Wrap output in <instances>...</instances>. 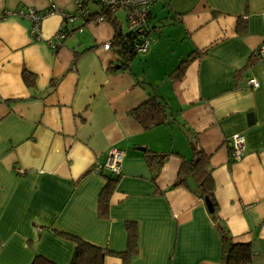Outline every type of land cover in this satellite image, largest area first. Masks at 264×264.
Here are the masks:
<instances>
[{
  "label": "crops",
  "instance_id": "crops-1",
  "mask_svg": "<svg viewBox=\"0 0 264 264\" xmlns=\"http://www.w3.org/2000/svg\"><path fill=\"white\" fill-rule=\"evenodd\" d=\"M246 2L155 0L146 51L120 69L118 54L103 46L114 35L106 17H63L59 10L74 14L76 0H0V264H29L35 254L68 264L75 244L58 230L121 251L126 221L136 224L137 252L127 260L108 253L103 264H222L219 226L250 245L251 264H264V55L255 53L264 0ZM30 8L45 13L36 37L24 16ZM113 17L126 31V10ZM153 93L166 120L144 128L128 111ZM234 133L245 137L238 160L229 155ZM110 148L123 159L99 215L106 177L117 174L92 167ZM199 148L209 159L214 216L192 191L194 179L173 185ZM149 152L165 154L159 167Z\"/></svg>",
  "mask_w": 264,
  "mask_h": 264
},
{
  "label": "trees",
  "instance_id": "trees-1",
  "mask_svg": "<svg viewBox=\"0 0 264 264\" xmlns=\"http://www.w3.org/2000/svg\"><path fill=\"white\" fill-rule=\"evenodd\" d=\"M86 0H81L84 3ZM98 2L97 0H94ZM249 0H247L246 4ZM115 11H111L108 7L101 4V9L97 13L91 15H103L113 25L114 35L110 42V48L118 54V62L114 64L115 67L124 69L129 67L131 61L138 53L136 45L140 43L141 38L136 31L126 29L122 31L119 22L113 17ZM235 29L238 33L246 31V21L242 16H238L236 19ZM196 56V53L192 51L188 56L182 58L173 69L172 73L174 77L182 75L188 62ZM114 68V67H112ZM22 78L26 85L31 86L34 83V74L26 70H22ZM128 113L135 120H137L144 128H148L166 120L164 104L158 99L156 94H150L148 98L131 108ZM147 159L149 161L157 160V166L159 167L165 154L149 152ZM118 175L115 177L107 176L105 184L100 191L98 198V213L99 215H106L109 206V198L114 189V185L118 179ZM191 177L195 180V187L192 191L200 197L207 196L213 206L214 216L217 210V202L214 195L213 180L209 170L208 155L205 154L200 148L196 150L195 155L191 159H185L182 161L179 168L178 177L173 185H188V178ZM125 227L127 231L126 247L121 251H113L108 248H104L99 244L88 241L77 235L58 230L57 233L61 234L74 242V249L68 264H103L104 257L108 253H116L123 259H129L132 257L138 249V232L134 221H126ZM222 242L221 262L222 264H246L251 260V249L248 243H240L231 241L230 237L219 226ZM29 264H55L51 260L43 257L42 255L35 254Z\"/></svg>",
  "mask_w": 264,
  "mask_h": 264
},
{
  "label": "built area",
  "instance_id": "built-area-1",
  "mask_svg": "<svg viewBox=\"0 0 264 264\" xmlns=\"http://www.w3.org/2000/svg\"><path fill=\"white\" fill-rule=\"evenodd\" d=\"M100 4L105 5L111 11H116L119 8H124L126 10V22H127V29L136 31L139 33L141 38L140 43L136 45L137 52H144L146 51L147 44L151 38L150 35V25L148 23L149 18V9L151 4L155 0H97ZM54 11H58L55 7L48 10L47 13H51ZM21 13V11H20ZM59 13L66 17L69 20H72L75 15L81 17H90L92 11L88 8L84 7L81 0H76V11L74 14L68 13L65 11L59 10ZM25 17L28 18L30 21V34L34 37L37 36L40 30V22L41 19L45 16V13L37 12L36 10L30 8L27 13L24 14ZM97 21H101L104 19L103 15H97L95 17ZM56 36L63 37L64 32L59 30ZM52 44V43H50ZM105 48H110V42H105L103 44ZM257 55L261 56L264 55V41L260 44L258 49L255 52ZM253 86H257L258 82L254 78H250L248 80ZM244 141L245 137L242 133H234L229 138V152L230 157L233 160H238L241 158L244 150ZM123 159V151L118 148H110L107 151L105 156V160L103 163H96L93 165L92 170L95 172L108 170L113 174H120L121 171V163ZM20 172H23L19 169ZM246 264H251L247 262Z\"/></svg>",
  "mask_w": 264,
  "mask_h": 264
},
{
  "label": "water",
  "instance_id": "water-1",
  "mask_svg": "<svg viewBox=\"0 0 264 264\" xmlns=\"http://www.w3.org/2000/svg\"><path fill=\"white\" fill-rule=\"evenodd\" d=\"M203 199H204V202H205V205H206L207 210H208L209 212H213L214 209H213L212 203H211V201L208 199V197H207V196H204Z\"/></svg>",
  "mask_w": 264,
  "mask_h": 264
}]
</instances>
